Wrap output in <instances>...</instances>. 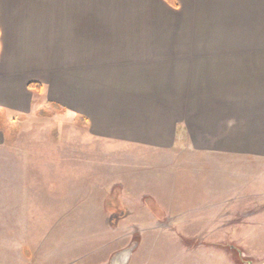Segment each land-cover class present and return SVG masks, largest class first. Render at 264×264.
Here are the masks:
<instances>
[{
	"label": "crops",
	"instance_id": "0c3cea01",
	"mask_svg": "<svg viewBox=\"0 0 264 264\" xmlns=\"http://www.w3.org/2000/svg\"><path fill=\"white\" fill-rule=\"evenodd\" d=\"M51 106L154 157L79 230L213 231L264 166V0H0V120Z\"/></svg>",
	"mask_w": 264,
	"mask_h": 264
},
{
	"label": "rangeland",
	"instance_id": "374dc122",
	"mask_svg": "<svg viewBox=\"0 0 264 264\" xmlns=\"http://www.w3.org/2000/svg\"><path fill=\"white\" fill-rule=\"evenodd\" d=\"M52 108L0 120L8 126L0 144V264H111L110 255L128 247L127 264H264V166L242 174L239 197L217 201L208 216L213 231L79 230L80 220L114 205L119 180L134 176L123 173L127 164L154 157L95 139L83 121Z\"/></svg>",
	"mask_w": 264,
	"mask_h": 264
},
{
	"label": "water",
	"instance_id": "95a60500",
	"mask_svg": "<svg viewBox=\"0 0 264 264\" xmlns=\"http://www.w3.org/2000/svg\"><path fill=\"white\" fill-rule=\"evenodd\" d=\"M135 246V245H133ZM133 248L128 247L123 249L120 252L115 253L114 257L111 260V264H127L132 253Z\"/></svg>",
	"mask_w": 264,
	"mask_h": 264
},
{
	"label": "trees",
	"instance_id": "16d2710c",
	"mask_svg": "<svg viewBox=\"0 0 264 264\" xmlns=\"http://www.w3.org/2000/svg\"><path fill=\"white\" fill-rule=\"evenodd\" d=\"M166 1H167V2H170V3L173 2V0H166ZM29 88H30L31 90H34V91H40V90H41V85H39V84H37V83H30V84H29ZM50 108H52V106L49 107L48 109H50ZM53 108H55V107H53ZM53 108H52V109H53ZM48 109H45V108L40 109V110L38 111V115H44V114H46V110H48Z\"/></svg>",
	"mask_w": 264,
	"mask_h": 264
}]
</instances>
